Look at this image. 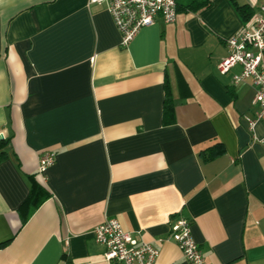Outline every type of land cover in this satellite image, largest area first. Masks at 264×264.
Returning a JSON list of instances; mask_svg holds the SVG:
<instances>
[{"label":"crops","instance_id":"1","mask_svg":"<svg viewBox=\"0 0 264 264\" xmlns=\"http://www.w3.org/2000/svg\"><path fill=\"white\" fill-rule=\"evenodd\" d=\"M174 1V23L157 17L122 46L105 4L0 0V264H115L93 237L110 219L158 249L154 264H188L170 237L179 218L207 262L264 264L254 87L233 83L238 66L218 71L261 0ZM254 134L264 138V121ZM214 145L223 154L203 161ZM45 151L55 161L43 181Z\"/></svg>","mask_w":264,"mask_h":264},{"label":"built area","instance_id":"2","mask_svg":"<svg viewBox=\"0 0 264 264\" xmlns=\"http://www.w3.org/2000/svg\"><path fill=\"white\" fill-rule=\"evenodd\" d=\"M91 4H105L120 34L121 45L126 46L143 28L154 24L160 17L165 24L176 20L177 7L174 0H89ZM228 55L222 59L218 71L222 74L233 67L240 73L233 76V83L250 81L254 87L252 115L246 117L247 128L255 141L264 143L254 134L257 123L264 121V0L259 12L238 33L225 42ZM2 137V135H0ZM55 153L40 154L37 174L44 181L46 171L54 164ZM94 241L105 248L104 259L115 264H154L159 251L153 245L138 243L131 233L125 232L118 221L110 219L93 229ZM170 237L188 264H211L207 262L191 236L190 223L177 219L170 228Z\"/></svg>","mask_w":264,"mask_h":264},{"label":"trees","instance_id":"3","mask_svg":"<svg viewBox=\"0 0 264 264\" xmlns=\"http://www.w3.org/2000/svg\"><path fill=\"white\" fill-rule=\"evenodd\" d=\"M203 4L202 3H197V4H191L189 5V9L196 11L198 10V8L202 7ZM177 7V5H176ZM236 11L238 12L239 16L241 17V19L245 22L247 21L250 16L252 15L251 10L247 7V6H236ZM165 88V95H164V101H163V123L164 124H170L173 122V111H174V105H173V98H172V93L169 89V86L167 84L164 85ZM4 144V142L0 141V147ZM223 154V149L221 146L219 145H214L211 148H208L204 151H202L200 153L203 161H210L213 160L214 158H216L217 156ZM4 154L3 152H0V162L2 160H4ZM35 187H37V185L34 183L33 187H32V191L31 194L33 195V193L35 192ZM41 192L42 188L38 189ZM44 196H42L41 194L39 195V200H38V204L40 205L45 199L48 198V195L46 193H43ZM31 196L28 198V201L30 200ZM27 204V202H26ZM22 220L21 223L24 224L27 220L26 215L22 214ZM4 245H6L5 243H0V248H2Z\"/></svg>","mask_w":264,"mask_h":264},{"label":"water","instance_id":"4","mask_svg":"<svg viewBox=\"0 0 264 264\" xmlns=\"http://www.w3.org/2000/svg\"><path fill=\"white\" fill-rule=\"evenodd\" d=\"M0 140H2V137L0 136Z\"/></svg>","mask_w":264,"mask_h":264}]
</instances>
